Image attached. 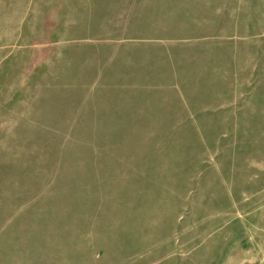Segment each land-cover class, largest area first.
Masks as SVG:
<instances>
[{"label":"rangeland","instance_id":"374dc122","mask_svg":"<svg viewBox=\"0 0 264 264\" xmlns=\"http://www.w3.org/2000/svg\"><path fill=\"white\" fill-rule=\"evenodd\" d=\"M0 264H264V0H0Z\"/></svg>","mask_w":264,"mask_h":264}]
</instances>
